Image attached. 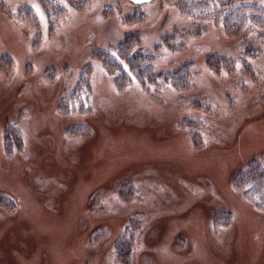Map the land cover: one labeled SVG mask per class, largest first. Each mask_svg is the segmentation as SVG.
<instances>
[{
    "label": "rangeland",
    "instance_id": "1",
    "mask_svg": "<svg viewBox=\"0 0 264 264\" xmlns=\"http://www.w3.org/2000/svg\"><path fill=\"white\" fill-rule=\"evenodd\" d=\"M50 1L54 28L43 0H0V264H264V210L237 186L264 181V25ZM127 33L151 60L119 56Z\"/></svg>",
    "mask_w": 264,
    "mask_h": 264
},
{
    "label": "trees",
    "instance_id": "2",
    "mask_svg": "<svg viewBox=\"0 0 264 264\" xmlns=\"http://www.w3.org/2000/svg\"><path fill=\"white\" fill-rule=\"evenodd\" d=\"M70 1H84V0H70ZM172 2L178 3L180 10L184 12L186 16L194 15L196 17L204 18L206 16L211 17L214 21L215 26H221L225 33L229 35H234L244 31L247 25L250 22H254L258 25H264V5H261L257 0H171ZM212 2V3H211ZM44 3V11L47 15V20L51 23L52 28H54L57 23V16L62 10H59L57 14L56 9L60 4L52 3L50 0H43ZM57 3V2H56ZM212 9L214 12H212ZM207 18V17H206ZM138 20V19H133ZM51 28V29H52ZM51 29H48V34H51ZM136 34L127 33L125 34L123 40L117 44V53L120 57L129 58L130 63L133 67L135 66V62L140 60H151L149 57L140 55L133 56L132 49L134 48V40ZM135 36V37H134ZM173 45V44H172ZM253 44L250 45L248 52L252 51ZM255 52H259L260 48H255ZM109 62V59H104ZM215 60V61H214ZM210 61V62H209ZM207 62L210 64L212 68H218L219 63L227 62L228 65H232L228 59L214 56L210 58ZM214 62V65L212 64ZM217 62V64H215ZM191 62L183 63L175 72L167 73V83L172 86L174 89H181L188 85V79L190 74L192 73V69L194 66ZM212 64V65H211ZM261 66V65H260ZM136 75L134 76V78ZM177 79L175 81L174 79ZM137 81L134 83H140L144 88H146L149 92L152 91L151 88L158 87L160 84L157 80L153 79H143L135 78ZM119 81V80H118ZM132 82V79L130 80ZM131 82H118L120 86H126ZM162 86V84L160 85ZM153 87V88H154ZM155 92V91H154ZM150 93V92H149ZM156 93V92H155ZM154 93V94H155ZM253 187H248L245 179L242 180L241 185H237L244 194L253 202L264 210V181H260L259 184H250ZM259 194V196H255ZM257 198L256 201L254 199Z\"/></svg>",
    "mask_w": 264,
    "mask_h": 264
},
{
    "label": "water",
    "instance_id": "3",
    "mask_svg": "<svg viewBox=\"0 0 264 264\" xmlns=\"http://www.w3.org/2000/svg\"><path fill=\"white\" fill-rule=\"evenodd\" d=\"M133 1H135L137 3H144V2H147V1H150V0H133Z\"/></svg>",
    "mask_w": 264,
    "mask_h": 264
}]
</instances>
